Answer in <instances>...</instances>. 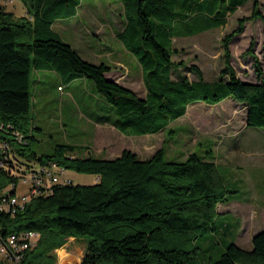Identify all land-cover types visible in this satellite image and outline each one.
<instances>
[{
    "label": "trees",
    "instance_id": "trees-1",
    "mask_svg": "<svg viewBox=\"0 0 264 264\" xmlns=\"http://www.w3.org/2000/svg\"><path fill=\"white\" fill-rule=\"evenodd\" d=\"M23 1L28 14L22 16L0 4V135L7 140L0 153V204L17 192L13 169L20 173L38 169L33 162L24 170L21 156L40 166L54 161L99 178L93 183L57 182L15 210L0 209L3 241L14 232H39L37 243L22 260L12 262L0 256V264H55L56 249L78 235L87 236L79 264H264V229L253 236L251 248L229 236L232 224L218 218L217 205L234 190L215 162L198 152L181 160L167 158L164 148L148 158L131 149L112 158L82 154L69 142L41 155L29 148L36 138L34 129H41L34 126V74L44 70L58 73L62 88L75 79L91 78L97 91L115 106L112 123L126 134L160 132L185 115L190 104L217 103L228 97L245 105L248 125L264 126V68L259 63V81L242 79L231 65L226 67L228 77L215 81L206 80L198 66L191 67L198 79L181 73L173 77L187 64L175 59L178 49L172 38L224 25L227 16L248 0L229 5L230 0H223L227 10L222 17L215 21L205 17L206 25L183 33L172 25L176 14L166 0H116L124 5L126 16L120 39L143 67L145 96L112 79L106 62L82 57L55 29L58 20L77 15L82 0ZM255 2L254 17L264 18ZM243 28L241 20L238 31ZM232 38H225L228 56ZM221 231L224 250L218 257H201L202 240L210 235L212 244L218 245L215 234Z\"/></svg>",
    "mask_w": 264,
    "mask_h": 264
},
{
    "label": "rangeland",
    "instance_id": "rangeland-1",
    "mask_svg": "<svg viewBox=\"0 0 264 264\" xmlns=\"http://www.w3.org/2000/svg\"><path fill=\"white\" fill-rule=\"evenodd\" d=\"M166 1L170 11L176 14L172 25H177L182 33L206 25L209 16L213 21L219 19L227 10L223 0ZM257 1L258 10L264 15V0ZM3 3L18 16L28 14L23 0H0V4ZM255 4V0H248L239 6L227 16L224 25L173 37V46L178 49L175 59L187 64L173 77L181 73L191 80L198 79V74L191 69L198 66L206 80L215 81L227 78L226 67L231 65L242 79L259 81L256 64L264 68V18L254 17ZM125 17L124 5L116 0H82L77 15L60 19L54 26L82 57L95 63L106 62L114 71L111 75L117 76L139 96H145L143 67L120 39ZM186 17L189 18L184 21ZM241 20L244 28L238 31ZM231 35L228 56L224 43L226 36ZM34 77V126L41 129H34L36 138L31 139L29 148L41 155L51 152L58 143L69 142L82 154L90 152L99 157H114L124 149H131L142 158L164 148L167 158L181 160L198 152L215 162L221 177L234 190L226 201L218 203V218L234 224L231 231H226L234 239L238 233L240 246L252 247L253 232L264 227V126L247 124V110L242 102L228 97L217 103H192L187 113L172 120L165 130L132 135L113 126L117 116L115 106L97 91L91 78L75 79L62 88L61 78L54 71L35 72ZM21 159L26 171L29 170L27 163L34 162L35 168L40 167L38 161H29L26 156ZM19 171L13 169L18 176L17 194L24 196L30 191V172ZM54 171L62 179L69 177L75 183H93L98 179V174L93 172L69 168L61 172L60 165L55 166ZM222 234L223 231L215 234L218 245L212 244L214 237L210 235L202 240L201 257L220 255L225 248L220 242ZM76 238L80 243L77 246L86 248L87 236ZM78 247L76 250L80 254ZM77 259L69 258L65 262L57 253L55 264H77Z\"/></svg>",
    "mask_w": 264,
    "mask_h": 264
},
{
    "label": "built area",
    "instance_id": "built-area-1",
    "mask_svg": "<svg viewBox=\"0 0 264 264\" xmlns=\"http://www.w3.org/2000/svg\"><path fill=\"white\" fill-rule=\"evenodd\" d=\"M8 126H11V124L9 123ZM1 129L9 133L7 126L5 127L2 125ZM15 135L20 139L23 137L18 131H15ZM6 141L7 140L0 135V153L3 152L4 147L7 145ZM57 165L59 166L56 162L51 161L48 164L40 166L36 171L30 172L29 180L31 182V187L29 193L24 196H19L16 192L15 195L8 196V198L4 199V202L0 204V209L6 208L7 210H15L23 206L32 196L41 193L43 189H46L45 191H47V189L50 190L54 183L73 181L69 177H64L62 179L58 173L54 171V167ZM64 171L65 168L61 167V172ZM38 237L39 232L33 229L11 233L4 241L0 239V256L12 262H19L23 259L25 251L37 243Z\"/></svg>",
    "mask_w": 264,
    "mask_h": 264
},
{
    "label": "crops",
    "instance_id": "crops-1",
    "mask_svg": "<svg viewBox=\"0 0 264 264\" xmlns=\"http://www.w3.org/2000/svg\"><path fill=\"white\" fill-rule=\"evenodd\" d=\"M111 71H113V69H111L109 72H107V74H108L112 79H114V80H116V81L122 83L123 85H125V86H127L128 88H130V89L133 90V88H131V87L128 86L127 84L121 82L117 76H115V75H111V74H110ZM113 72H114V71H113ZM113 126H115V125L113 124ZM115 127H116V126H115ZM116 128H117V127H116ZM117 156H118V155H117ZM114 157H116V156H114ZM104 158H112V157H108V156H106V157H104ZM98 178H99V176H98ZM229 222H230V221H229ZM231 224H232V223H231ZM233 225H234V224H232V226H233ZM232 226H230V229H231V230H232V228H231ZM262 229H264V227H261V228L257 229L256 231H254V232H253V236H254V234H255L256 232H258V231H260V230H262ZM236 233H237V232H236ZM241 234H242V232H241ZM241 234H239V235H241ZM237 235H238V233H237ZM237 235H236V239H234L236 243H238V242H237V239H238V236H237ZM253 236H252V237H253ZM239 237H240V236H239ZM234 238H235V237H234ZM67 239H68V240L65 242V247H64V246H63V247L61 246V247L57 248L56 251H57V253H58L60 256H63V257L65 258V262H66L67 259H69V258H76V259L78 258L76 261H77V264H79V262H80L81 259H82V256L84 255V252H85V246H83V248L77 246V244H80V243L77 242V238H76V236H70V237H68ZM71 242H73V244H72ZM238 244H239V243H238ZM69 245H72L70 249L68 248ZM77 247H78V250L81 249L80 254H79L78 251L76 250ZM60 252H62V254H61ZM61 258H62V257H61ZM61 261H62V260H61ZM61 261H60V262H61Z\"/></svg>",
    "mask_w": 264,
    "mask_h": 264
},
{
    "label": "water",
    "instance_id": "water-1",
    "mask_svg": "<svg viewBox=\"0 0 264 264\" xmlns=\"http://www.w3.org/2000/svg\"><path fill=\"white\" fill-rule=\"evenodd\" d=\"M262 230H263V229H262ZM255 234H256V233H255ZM255 234H254V235H255Z\"/></svg>",
    "mask_w": 264,
    "mask_h": 264
}]
</instances>
